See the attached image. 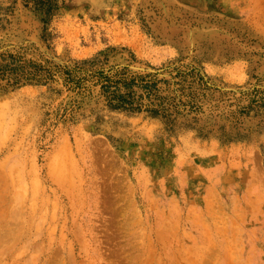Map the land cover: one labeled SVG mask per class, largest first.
<instances>
[{"label":"rangeland","instance_id":"1","mask_svg":"<svg viewBox=\"0 0 264 264\" xmlns=\"http://www.w3.org/2000/svg\"><path fill=\"white\" fill-rule=\"evenodd\" d=\"M174 62L208 89L172 122L85 71ZM259 93L264 0H0V264H264Z\"/></svg>","mask_w":264,"mask_h":264},{"label":"trees","instance_id":"2","mask_svg":"<svg viewBox=\"0 0 264 264\" xmlns=\"http://www.w3.org/2000/svg\"><path fill=\"white\" fill-rule=\"evenodd\" d=\"M94 62H90L93 66ZM80 70L90 71L96 83L100 84V93L104 96L107 106L114 110L129 112H145L153 117H161L166 121H176L177 118H185L199 111V97L204 96L206 87L200 71L196 67L170 63L152 74H137L128 76V72L122 69L120 72L110 73V69ZM32 71L26 70L23 65H15L10 68V73L15 77L26 80L40 81L44 76L39 66H33ZM93 68V69H92ZM75 71V70H73ZM70 72V71H69ZM67 74L70 76V73ZM165 73L168 79L159 75ZM48 73V72H47ZM257 100L253 102L264 105V95L259 93ZM254 97H257L254 95ZM250 107V106H249Z\"/></svg>","mask_w":264,"mask_h":264}]
</instances>
